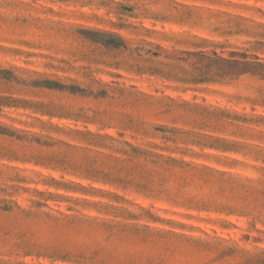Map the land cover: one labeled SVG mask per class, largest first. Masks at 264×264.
<instances>
[{"label":"rangeland","instance_id":"rangeland-1","mask_svg":"<svg viewBox=\"0 0 264 264\" xmlns=\"http://www.w3.org/2000/svg\"><path fill=\"white\" fill-rule=\"evenodd\" d=\"M263 260L264 0H0V264Z\"/></svg>","mask_w":264,"mask_h":264},{"label":"trees","instance_id":"trees-1","mask_svg":"<svg viewBox=\"0 0 264 264\" xmlns=\"http://www.w3.org/2000/svg\"><path fill=\"white\" fill-rule=\"evenodd\" d=\"M199 56H202L204 58H210L209 56H206L204 53H201V54H198ZM234 56H232L231 59H228L227 60V64L229 66L230 69H233L241 64H246V63H243L242 61H239V60H236V59H233ZM244 58V57H243ZM230 74H233V72H230ZM212 78H201V79H195L194 81H201V82H204V81H209L211 80ZM263 264H264V260L262 261Z\"/></svg>","mask_w":264,"mask_h":264}]
</instances>
